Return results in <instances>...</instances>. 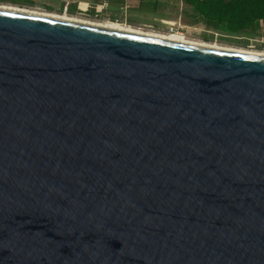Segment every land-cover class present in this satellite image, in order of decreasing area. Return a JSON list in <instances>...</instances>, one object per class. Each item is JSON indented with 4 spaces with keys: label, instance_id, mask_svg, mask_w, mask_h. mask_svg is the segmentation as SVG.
Segmentation results:
<instances>
[{
    "label": "water",
    "instance_id": "1",
    "mask_svg": "<svg viewBox=\"0 0 264 264\" xmlns=\"http://www.w3.org/2000/svg\"><path fill=\"white\" fill-rule=\"evenodd\" d=\"M0 264H264V56L0 8Z\"/></svg>",
    "mask_w": 264,
    "mask_h": 264
},
{
    "label": "rangeland",
    "instance_id": "2",
    "mask_svg": "<svg viewBox=\"0 0 264 264\" xmlns=\"http://www.w3.org/2000/svg\"><path fill=\"white\" fill-rule=\"evenodd\" d=\"M172 2V12L161 16L142 15L131 20H117L94 12L76 9L70 0H0L1 5H15L96 22L117 21L145 30L169 33L170 21H177L182 36L207 44L264 52V0H184ZM169 5V4H166ZM68 11L65 13V8ZM246 14H250L247 15ZM232 18V27L227 20Z\"/></svg>",
    "mask_w": 264,
    "mask_h": 264
},
{
    "label": "crops",
    "instance_id": "3",
    "mask_svg": "<svg viewBox=\"0 0 264 264\" xmlns=\"http://www.w3.org/2000/svg\"><path fill=\"white\" fill-rule=\"evenodd\" d=\"M172 2L181 3L185 7L184 0H70L76 9L117 20H131L142 15L161 16L172 12Z\"/></svg>",
    "mask_w": 264,
    "mask_h": 264
},
{
    "label": "bare ground",
    "instance_id": "4",
    "mask_svg": "<svg viewBox=\"0 0 264 264\" xmlns=\"http://www.w3.org/2000/svg\"><path fill=\"white\" fill-rule=\"evenodd\" d=\"M0 8L7 9V10H13V11H19V12H25V13H30V14H35V15H40V16H45V17H50V18H55V19H61V20H66V21H71V22H77V23L117 30V31L141 34V35H146V36H151V37H156V38H161V39H166V40H172V41H177V42H183V43H188V44H194V45H199V46L234 51V52L251 54V55L264 56V52H253V51L236 49V48H226V47H222V46H218L214 44H207V43H203L200 41L187 39L183 37L182 34L180 33H171V32L163 33V32H158L154 30H145L142 28L134 27L132 25L122 24L117 21L96 22V21H91V20L82 19V18L55 14V13H51L47 11H38V10H33V9H28V8H21L15 5H1L0 4Z\"/></svg>",
    "mask_w": 264,
    "mask_h": 264
},
{
    "label": "built area",
    "instance_id": "5",
    "mask_svg": "<svg viewBox=\"0 0 264 264\" xmlns=\"http://www.w3.org/2000/svg\"><path fill=\"white\" fill-rule=\"evenodd\" d=\"M68 11V7L65 8V13ZM83 12H86V11H83ZM178 22L174 21V22H169L168 24L170 25L169 26V32L171 33H180L182 34L181 32V29H180V25L177 24Z\"/></svg>",
    "mask_w": 264,
    "mask_h": 264
},
{
    "label": "trees",
    "instance_id": "6",
    "mask_svg": "<svg viewBox=\"0 0 264 264\" xmlns=\"http://www.w3.org/2000/svg\"><path fill=\"white\" fill-rule=\"evenodd\" d=\"M74 7L76 8V5H75ZM247 15H250V14H246V16H247ZM261 17L264 19V15L261 16ZM232 23H233L232 18H230L229 20H227V24H228L229 27H232Z\"/></svg>",
    "mask_w": 264,
    "mask_h": 264
}]
</instances>
